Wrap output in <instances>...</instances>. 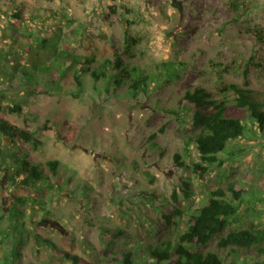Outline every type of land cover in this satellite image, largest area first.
Listing matches in <instances>:
<instances>
[{"label":"rangeland","instance_id":"rangeland-1","mask_svg":"<svg viewBox=\"0 0 264 264\" xmlns=\"http://www.w3.org/2000/svg\"><path fill=\"white\" fill-rule=\"evenodd\" d=\"M63 50L78 61L94 59L93 71L119 56L156 79L134 96L129 84L119 88L91 72L79 88L74 68L49 94L7 89L23 112L4 103L0 117L33 131L41 145L2 135L0 143L40 165L48 183L31 188L21 184L25 174L0 172V264H74L51 244L79 264H125L128 255L131 264H157L155 247L177 241L209 192L231 184L243 203L224 234L252 224L264 229V135L247 119L245 135L219 155L225 163L203 180L192 169L201 130L183 101L198 88L234 101L233 84L264 100V0H0L5 70L41 72ZM51 78L44 75L41 85ZM49 161H59L56 174ZM173 207L181 214L169 224L162 215ZM217 242L200 250L238 264L264 259L257 249L233 256Z\"/></svg>","mask_w":264,"mask_h":264},{"label":"trees","instance_id":"trees-1","mask_svg":"<svg viewBox=\"0 0 264 264\" xmlns=\"http://www.w3.org/2000/svg\"><path fill=\"white\" fill-rule=\"evenodd\" d=\"M13 17L22 21L19 13L14 14ZM5 61L10 63L6 58ZM93 62L94 59L89 58L78 61L70 52L63 50L51 62V65L42 64L41 72L26 71L24 66L16 65L11 66V71H7L0 65V110L3 109L4 103H7L12 113L22 114L23 112L21 104L19 105L11 97H7V89L17 90L24 86L26 88L19 93L22 96L49 94L53 86L58 87L59 82L74 68H76L75 79L79 88L83 86L82 75L91 72L96 80L103 78L108 82L113 81L119 88L129 84V90L134 96H138L141 92H147L151 81L156 79V75L153 73L145 74L138 68H129L119 56L113 64L109 60L103 67L94 71L91 69ZM168 66L170 67V65ZM177 71L178 69H169V75L177 76ZM17 72H19V76L16 75ZM44 75L57 76V79L51 78L47 85H41ZM227 90L234 92V101L228 100L226 96L216 99L212 93L203 88L188 92L183 99L187 104L185 109L191 116L193 126L201 130L194 140L199 161L193 163L192 169L203 180L207 179L215 166H222L225 163V160L219 155L224 151L228 152L230 141L245 135L247 119L255 126L253 127L255 133L260 132L264 135V100L251 90L235 84L230 85ZM236 110L246 113L248 118L235 116ZM249 122L248 126H250ZM0 135L9 138L12 144L21 140L31 143L35 149L41 145V140L33 131L18 128L2 117H0ZM231 155H228L227 158L230 159ZM18 156L16 152L6 153L3 144L0 143V172H9L15 169L16 175L25 174L21 184L31 188H37L41 182H44V185L48 183L40 165H33L28 159ZM9 157H12L14 165H8ZM176 159L179 162L180 155H177ZM179 165L184 166V163H179ZM48 166L53 174H56L59 161H49ZM185 186L184 192L186 198H189L191 185L185 183ZM242 194L243 192L236 189L234 184L227 188L211 190L205 203L196 209L195 215L190 217L189 226L179 239L175 242H166L164 247H155L152 251L151 254L157 264H238L236 260L228 262L215 251L200 250V247H206L214 240H218L217 245L220 249L230 250V254L233 256L238 255L240 250L257 249L261 253L264 252V229L256 227L255 224L249 228L231 230L224 234L231 221L238 215L243 203ZM173 196L178 201L176 192ZM16 200V204H23L28 199L17 198ZM180 214V210L173 207L170 212L163 213L162 219L172 224L173 217ZM51 245L57 256L79 264V257L61 251L54 244ZM125 264H131L130 255L127 256ZM248 264H264V259Z\"/></svg>","mask_w":264,"mask_h":264}]
</instances>
